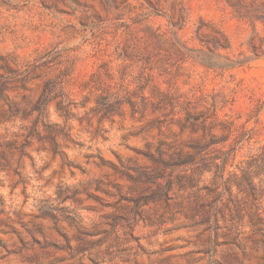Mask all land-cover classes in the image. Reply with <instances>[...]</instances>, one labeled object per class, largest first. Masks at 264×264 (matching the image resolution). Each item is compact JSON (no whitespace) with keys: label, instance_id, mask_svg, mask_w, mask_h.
I'll use <instances>...</instances> for the list:
<instances>
[{"label":"rangeland","instance_id":"obj_1","mask_svg":"<svg viewBox=\"0 0 264 264\" xmlns=\"http://www.w3.org/2000/svg\"><path fill=\"white\" fill-rule=\"evenodd\" d=\"M263 145L264 0H0V264H264Z\"/></svg>","mask_w":264,"mask_h":264},{"label":"trees","instance_id":"obj_2","mask_svg":"<svg viewBox=\"0 0 264 264\" xmlns=\"http://www.w3.org/2000/svg\"><path fill=\"white\" fill-rule=\"evenodd\" d=\"M51 93V92H50ZM104 113L105 114H111L112 113V111L110 110V108H107V109H105L104 110ZM242 135L241 136H238V137H236V139H239V140H241L242 139ZM235 139V140H236ZM228 140H226V141H224V142H227ZM193 149V151H194V155H195V157H196V159L195 160H191V161H188V162H184L183 164H182V166H184V167H190V168H193L192 170H194V172L193 173H198V172H200L201 171V164L205 161V160H203L202 158H201V155H202V153H204V150L203 149H200V148H192ZM261 150V156H264V145H263V147H261L260 148ZM236 154H237V149L236 150H234L233 152H232V154H224V153H220L218 156H216L214 159H211L210 161V163L212 164H214V167L215 168H217L218 170H219V173H222V172H224V170H225V167L228 165V162L233 158V157H236ZM221 155V156H220ZM220 159H222V161H221V164L220 165H217L215 162H216V160H220ZM239 187V186H238Z\"/></svg>","mask_w":264,"mask_h":264}]
</instances>
